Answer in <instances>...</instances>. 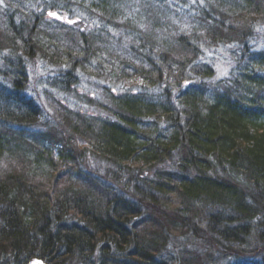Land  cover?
Wrapping results in <instances>:
<instances>
[{
    "label": "trees",
    "instance_id": "obj_1",
    "mask_svg": "<svg viewBox=\"0 0 264 264\" xmlns=\"http://www.w3.org/2000/svg\"><path fill=\"white\" fill-rule=\"evenodd\" d=\"M34 258L264 264V0H0V264Z\"/></svg>",
    "mask_w": 264,
    "mask_h": 264
},
{
    "label": "rangeland",
    "instance_id": "obj_2",
    "mask_svg": "<svg viewBox=\"0 0 264 264\" xmlns=\"http://www.w3.org/2000/svg\"><path fill=\"white\" fill-rule=\"evenodd\" d=\"M56 14V13H55ZM52 17H56L58 19H68V16L63 15L62 17H60L58 14H56L55 16L50 15ZM61 20V21H62ZM217 66H218V77H225L227 75V72L229 70V68L232 66L231 63H229V61L227 62H223V61H219V59H217ZM30 68H29V72H30V90L36 94V96L42 101V103H44V100L47 99V97H49L51 94H54L53 96H56L57 99H63L65 101H63L62 103H68L71 106L74 107H78L79 105L75 104L74 102V93H69V94H60V91L58 92V90L56 88L51 87L50 82H47L46 77L48 76H54V71H52L53 69H51L50 67L45 66L44 64L37 62V61H32V64H30ZM78 81L79 83L76 85H72V92H79L81 94H89L90 96L96 98V97H101V83L102 80H97V78H95L93 75H89V74H84V73H80ZM101 82V83H100ZM67 95V96H66ZM98 99V98H97ZM48 101V104H54L51 102V100H46ZM78 102V100H77ZM76 107V108H77ZM89 162V161H88ZM92 167H96L93 166V163L90 162L89 166Z\"/></svg>",
    "mask_w": 264,
    "mask_h": 264
},
{
    "label": "water",
    "instance_id": "obj_3",
    "mask_svg": "<svg viewBox=\"0 0 264 264\" xmlns=\"http://www.w3.org/2000/svg\"><path fill=\"white\" fill-rule=\"evenodd\" d=\"M29 264H50V263H48V262H46L45 260H43V259H38V258H34V259H32L31 261H30V263ZM52 264V263H51Z\"/></svg>",
    "mask_w": 264,
    "mask_h": 264
},
{
    "label": "snow or ice",
    "instance_id": "obj_4",
    "mask_svg": "<svg viewBox=\"0 0 264 264\" xmlns=\"http://www.w3.org/2000/svg\"><path fill=\"white\" fill-rule=\"evenodd\" d=\"M50 15H53V16H55L56 14H55V13H50Z\"/></svg>",
    "mask_w": 264,
    "mask_h": 264
}]
</instances>
